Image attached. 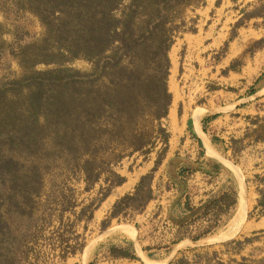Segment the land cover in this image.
Masks as SVG:
<instances>
[{"label": "trees", "instance_id": "16d2710c", "mask_svg": "<svg viewBox=\"0 0 264 264\" xmlns=\"http://www.w3.org/2000/svg\"><path fill=\"white\" fill-rule=\"evenodd\" d=\"M3 3L40 29L22 36L14 26L12 40L6 42L0 22V57L14 60L21 70L0 78V264H26L37 200L45 190L52 198L46 199L49 208L41 213L49 223L61 225L66 212L73 216L72 225L88 222L110 190L125 180L114 166L153 147L156 140L163 145L161 153L166 150L168 133L162 120L172 100L169 51L180 34L195 32L197 17L188 15L204 0H0ZM261 8L255 6L244 16L264 18ZM72 60L84 61L90 69L61 67ZM39 64L55 68L35 71ZM102 175L106 188L75 212L67 180L81 179L87 192ZM151 177H142L132 195L117 201L110 218L127 209L141 210L150 199ZM255 178L259 185L254 209L260 216L264 176ZM108 253L135 259L130 245H111Z\"/></svg>", "mask_w": 264, "mask_h": 264}, {"label": "crops", "instance_id": "0c3cea01", "mask_svg": "<svg viewBox=\"0 0 264 264\" xmlns=\"http://www.w3.org/2000/svg\"><path fill=\"white\" fill-rule=\"evenodd\" d=\"M258 1L204 0L195 9V32L180 34L169 51L172 100L162 120L166 150L153 148L126 158L117 170L124 182L82 223L85 233L89 227L94 231L65 258L67 264H90L109 240L130 245L135 259L106 253L105 264H170L190 246L236 239L247 226L264 233V215L252 222L246 218L256 211L258 198L248 178L264 175V18L244 16ZM147 175L152 176L150 199L144 207L110 218L114 204L132 195ZM93 190L98 194L99 189ZM226 196L231 200L220 231L172 239L181 224L178 214L189 212L198 220L201 211ZM231 229L228 238H219ZM165 244L170 246L157 249Z\"/></svg>", "mask_w": 264, "mask_h": 264}, {"label": "rangeland", "instance_id": "374dc122", "mask_svg": "<svg viewBox=\"0 0 264 264\" xmlns=\"http://www.w3.org/2000/svg\"><path fill=\"white\" fill-rule=\"evenodd\" d=\"M261 2L258 1V5H256V7H262V5L264 6V3L262 4ZM0 6L3 11V14L0 12V22L7 31L3 35V39L6 42H10L12 40V32L14 33V26L17 25L20 27V30H17L20 31L22 36L27 35L26 33H38L40 31V29L35 24L31 23L29 19H27V17L20 14H15L8 4L3 3ZM261 10L263 11L264 8H261ZM3 15L6 16L4 17ZM19 15L23 21L18 20L17 16ZM194 15L195 14L192 11L188 17L193 18ZM190 26L191 25L188 24L187 27ZM61 67L70 70L88 71L90 69L89 64L81 60L65 62ZM52 68H55V66L39 64L34 67V70L45 71ZM13 71L16 72V74L20 73L21 70L17 63L6 56L0 57V78L2 76L8 77L10 72ZM170 81L172 85V82L174 83L173 76L170 77ZM148 148L149 147H146L145 149ZM153 148L157 150L160 148L162 151L163 145L161 142L156 140L154 146L149 149ZM145 149L134 153H143ZM128 157L123 158L121 162L117 164V166L113 167V169L117 172L120 165L125 163L127 160L126 158ZM105 176L106 175H102L100 178L101 180L98 181L91 188V190L87 192L83 190L84 183L81 181V179L70 178L67 180L68 186L73 189L72 200L75 201V212H77L82 205L89 203L91 199H94V197H98V194L95 195V191L93 189L106 188L107 185L103 181ZM248 181L250 187H257L259 185L254 176L248 178ZM45 196L47 197L45 198ZM50 198H52V196L47 195L45 190V194H42L41 199L37 200L40 205L36 209L38 212L35 214L34 223L32 224L33 229L31 230L30 238L27 240L26 264H67V262L64 261L65 258L71 254L74 249H79L80 243L84 242L82 241L83 238H85V240L88 242L90 240L91 233L94 231L92 227H89L88 232L85 233L82 228V223H85V221L80 223L75 222L72 225L71 221H73V216L67 212L64 213L61 225H58L56 220L49 223L47 214L44 213L42 215V213L49 208L50 200L46 201V199ZM230 200V196L221 198L219 201L220 203L216 204V206L212 207V209L201 211L198 214V220L193 219L189 212L184 215L178 214L181 224L178 227L177 232L171 236L172 239L179 237L195 239L207 233H216L217 231H220L223 227V224H225L227 220L226 208L230 203ZM128 214L131 216L133 212ZM246 218L248 221L252 222L258 218V211H249L246 214ZM162 232L163 231L159 232L160 235H163ZM167 233L168 232L166 231V234ZM76 235H80L81 238L77 239ZM168 237L170 238V236H167V238ZM165 241H167V239ZM113 244H116V242L112 240L105 242V244H103L100 248V255L94 258L90 264H105L107 258L106 253H108V248ZM120 246L125 248L127 247V245ZM169 246L170 245L165 244L158 246L157 249H163ZM21 251H23V249ZM170 264H264V233H261V231L258 230H253L251 226H247V228L243 230L241 235L236 237V239L211 245H203L199 242L193 247L190 246L178 253L176 258L171 260Z\"/></svg>", "mask_w": 264, "mask_h": 264}, {"label": "bare ground", "instance_id": "6f19581e", "mask_svg": "<svg viewBox=\"0 0 264 264\" xmlns=\"http://www.w3.org/2000/svg\"><path fill=\"white\" fill-rule=\"evenodd\" d=\"M241 218V217H240ZM243 218V217H242ZM236 221V220H235ZM241 224V223H240ZM239 225V224H238ZM232 230V229H231ZM233 232V230L231 232H227V233H222L219 238L220 239H225V238H228L231 233ZM150 264H160V263H155V262H150Z\"/></svg>", "mask_w": 264, "mask_h": 264}]
</instances>
